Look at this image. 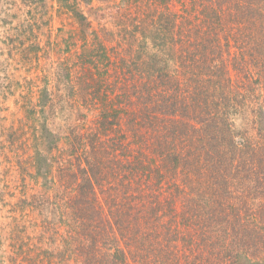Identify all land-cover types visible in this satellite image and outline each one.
<instances>
[{
  "label": "trees",
  "instance_id": "16d2710c",
  "mask_svg": "<svg viewBox=\"0 0 264 264\" xmlns=\"http://www.w3.org/2000/svg\"><path fill=\"white\" fill-rule=\"evenodd\" d=\"M0 2L8 12L32 14L59 0ZM122 6L135 15L147 9L125 32L129 48L121 43L108 53L94 44L82 56L95 66L89 70L101 66V84L110 89L93 93H113L109 79L116 78L122 105L139 108L137 121L146 120L152 101L160 107L152 124L162 141L153 130L151 145L134 127L106 125L105 110L96 134L77 132L63 144L53 174L50 156L60 140L50 128L41 133L48 139L42 151L37 127L33 140L11 126L1 149L14 147L4 159L14 154L20 165L6 161L0 175V264H264V0ZM45 16L43 24L54 19ZM86 62L68 64L66 78ZM28 94L34 109L55 102L49 88L35 101ZM109 131L116 140L108 152L97 135Z\"/></svg>",
  "mask_w": 264,
  "mask_h": 264
},
{
  "label": "rangeland",
  "instance_id": "374dc122",
  "mask_svg": "<svg viewBox=\"0 0 264 264\" xmlns=\"http://www.w3.org/2000/svg\"><path fill=\"white\" fill-rule=\"evenodd\" d=\"M64 1H66L67 6L62 4V8H60V0L59 3L50 2L42 10L36 11L35 8L32 14L26 10L19 14L8 12L5 10L6 6L4 3L0 2L1 176L5 175L7 169L4 170V168L8 162L13 161V164L18 163L20 165L19 157L14 154H9L10 161L4 159L8 155L6 153H9V150H13L14 147L9 144L5 145L8 148L6 153H3L1 149L6 140H12L11 133L14 128L20 131L26 129V133L34 140L35 127H37L39 133L34 141L42 143L39 147L42 151L47 149L48 139H45L41 133H44L47 126L50 128L52 135L55 136L54 142L60 140L58 148L50 156L51 163L54 165L53 174L58 173L56 170V159L62 154L59 150L63 147V144L70 138L74 139V135H71L77 132L78 134H87V136L96 134L95 127L103 125L101 114L105 110L110 113V118L106 121V125H115V129L120 128L127 133V129L134 127L139 134L145 135L146 141H150L148 143L151 145L152 139L156 138L158 141V134H156L152 124L155 117L152 114L160 115V107L152 108L150 105H156L152 101L148 108H145L147 111L146 115H144L145 118L147 116L146 120L137 121L138 115L136 112H138L139 108L135 104L130 107L122 105L123 92L121 89L123 83L116 78L109 79V84L115 89L113 93L108 92L109 95L105 97L100 96L99 93H93L96 88L102 91L110 89L104 88V85L101 84V76L104 73L101 66L89 70L90 67L95 66L87 63L84 60L85 57L82 56L85 50L84 47L92 48L94 44H98L97 49L102 44L105 52L108 53L113 50L116 51V48L119 49L121 43L125 46L123 49L127 50L130 44L129 39H126L125 32L128 26H131L132 20L141 17L146 12V7H143L138 15H135L136 10L133 8L130 15L125 13L124 9L123 11L121 10L125 0ZM52 5H54V8ZM47 14H53L54 19L48 24H43L39 18L50 17L45 16ZM84 20H87L91 25L89 31ZM28 27L34 30L30 34L28 31H24ZM10 38L18 39L21 46L11 45L7 41ZM37 40L40 43L42 42L40 47L43 54L39 56H37L35 51L37 49ZM52 51L58 52L59 56L52 54ZM78 58L86 62L87 66L84 69L79 67L81 69L77 71L80 75H73L70 77L72 79L68 80L66 78L69 75L68 64L74 65ZM28 64H32V66H28ZM38 78H43V80L37 82L36 79ZM84 83H88L85 88ZM89 85L93 86L94 90ZM128 87L131 89L130 85ZM45 88H49L55 102L46 103V107L42 106L41 108L38 106L36 109L32 108L31 99L29 98L30 94L28 93L34 92L33 101H35L39 96H44L42 93ZM129 89L124 90V93L129 91ZM78 97L85 98L86 102L82 106H78L80 103ZM103 98H106V104L101 101ZM133 101L135 102L136 100ZM18 107H21V109L19 110ZM124 109L127 111L126 114L121 112ZM116 111L118 112L116 113ZM115 113L116 117L114 118ZM13 120L16 121V125H11ZM11 126H14V128ZM151 130L155 133V138H152ZM159 135L161 134L159 133ZM24 136L25 133L22 131L20 137ZM97 139L99 142L104 143L102 146L109 152V143L116 140V131H109L105 135H97ZM161 141L159 140L158 142ZM23 158L25 161L27 160L26 156H23ZM17 171L19 172L20 170Z\"/></svg>",
  "mask_w": 264,
  "mask_h": 264
}]
</instances>
